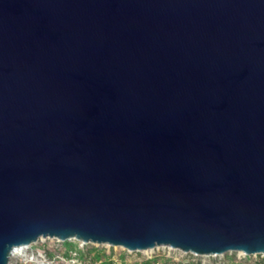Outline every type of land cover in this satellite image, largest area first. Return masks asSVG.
<instances>
[{
	"label": "water",
	"instance_id": "obj_1",
	"mask_svg": "<svg viewBox=\"0 0 264 264\" xmlns=\"http://www.w3.org/2000/svg\"><path fill=\"white\" fill-rule=\"evenodd\" d=\"M38 238L264 254V0H0V264Z\"/></svg>",
	"mask_w": 264,
	"mask_h": 264
},
{
	"label": "rangeland",
	"instance_id": "obj_2",
	"mask_svg": "<svg viewBox=\"0 0 264 264\" xmlns=\"http://www.w3.org/2000/svg\"><path fill=\"white\" fill-rule=\"evenodd\" d=\"M76 245V248L83 252L82 257H76V251L71 250V257L65 259L62 257L64 250L63 242L57 241L53 238H38L33 244L28 245L25 249H20V255H10L8 261L10 264H90L89 257L94 250L88 252V248L94 247L100 249L99 260L103 255L109 256L116 264H139L143 260H152L150 264H187L194 262L198 264H251L253 262H260L264 259L263 254H252L242 256L236 252H226L218 256H195L189 253H183L177 249H169L167 247H158L151 251H126L125 249L116 246H106L103 244H84L73 239L65 240ZM50 253L51 257H47ZM97 259L92 264L99 262ZM264 264V263H261Z\"/></svg>",
	"mask_w": 264,
	"mask_h": 264
},
{
	"label": "trees",
	"instance_id": "obj_3",
	"mask_svg": "<svg viewBox=\"0 0 264 264\" xmlns=\"http://www.w3.org/2000/svg\"><path fill=\"white\" fill-rule=\"evenodd\" d=\"M63 247H64V250L62 252V257H64L65 259H69L71 257V250L73 251H76L77 253H75L76 257H82L84 254L81 250L77 249L76 248V245L75 244H72L71 242H68V241H64L63 242ZM91 250H94L93 254L89 257L90 261L89 263L92 264L93 262H95L97 259L99 260V251L100 249H96L94 247H90L88 248V252L91 251ZM47 257H51V254L48 253L47 254ZM153 260V259H152ZM152 260H143L141 261L139 264H150V262ZM261 263H264V259L261 260ZM260 262H253L251 264H261ZM96 264H116L113 260H111L109 258V256H105L103 255V258L99 260V262H97ZM187 264H198V263H194V262H188ZM222 264V263H221ZM225 264V263H223ZM229 264H240V263H229Z\"/></svg>",
	"mask_w": 264,
	"mask_h": 264
},
{
	"label": "bare ground",
	"instance_id": "obj_4",
	"mask_svg": "<svg viewBox=\"0 0 264 264\" xmlns=\"http://www.w3.org/2000/svg\"><path fill=\"white\" fill-rule=\"evenodd\" d=\"M103 245H105V244H103ZM27 246H28V245H27ZM27 246L15 247V248L12 250L11 255H12V256H13V255L21 256V255H20L21 251H19V250H20V249L23 250V249H25ZM116 247L121 248L120 246H116ZM160 247H161V246H160ZM155 248H158V247H154V248H151V249L142 250V252L151 251V250H153V249H155ZM236 253L239 254V255H242L240 252H236ZM8 264H10L9 261H8Z\"/></svg>",
	"mask_w": 264,
	"mask_h": 264
},
{
	"label": "built area",
	"instance_id": "obj_5",
	"mask_svg": "<svg viewBox=\"0 0 264 264\" xmlns=\"http://www.w3.org/2000/svg\"><path fill=\"white\" fill-rule=\"evenodd\" d=\"M264 255V254H263ZM243 256V255H242Z\"/></svg>",
	"mask_w": 264,
	"mask_h": 264
}]
</instances>
